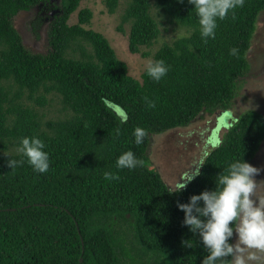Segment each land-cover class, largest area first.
<instances>
[{
  "label": "trees",
  "instance_id": "obj_1",
  "mask_svg": "<svg viewBox=\"0 0 264 264\" xmlns=\"http://www.w3.org/2000/svg\"><path fill=\"white\" fill-rule=\"evenodd\" d=\"M46 1L0 0V264H202L208 252L183 224L177 202L215 190L217 176L231 163H251L264 141V114L245 110L221 138L214 131L208 142L215 146L198 162L204 163L200 175L176 193L151 168V136L187 126L201 113L232 109L250 70L264 0H245L235 19L231 12L218 19L207 43L188 0H128L118 29L130 25L132 53L151 47L161 34L154 8L187 28V35L155 52L154 61L169 67L159 82L146 69L141 80L129 74L109 39L85 26L93 18L90 8L69 23L82 0H61L46 53L27 49L13 18ZM104 2L109 13L117 11L119 0ZM232 48L238 56L230 55ZM47 93L59 96L64 116L43 120L39 107L50 102ZM144 97L156 106L149 108ZM138 126L148 132L139 145ZM23 137L44 142L46 173L18 151ZM129 150L143 166L117 168L118 157ZM9 159L24 162L11 169ZM105 172L120 178L106 180Z\"/></svg>",
  "mask_w": 264,
  "mask_h": 264
},
{
  "label": "clouds",
  "instance_id": "obj_2",
  "mask_svg": "<svg viewBox=\"0 0 264 264\" xmlns=\"http://www.w3.org/2000/svg\"><path fill=\"white\" fill-rule=\"evenodd\" d=\"M188 2L195 6L201 36L207 43V38H215L217 20L226 19L230 12L235 19V10L243 7L245 0H188ZM238 52L237 48H232L230 55L238 56ZM146 71L154 81L159 82L166 76L169 67L163 60L149 61ZM144 100L149 108L156 106L154 100L148 97H144ZM219 111L218 109L215 112ZM234 115L236 116L233 117L229 112L225 122L236 119L237 114L234 113ZM119 131V129L116 130L117 135ZM134 136L135 143L139 145L144 142L148 132L138 126L134 129ZM44 148V142L38 137H23L18 151L28 158V163L36 171L46 173L50 163L49 155ZM23 162V160L9 159L7 163L8 167L15 169ZM143 163V160L136 158L129 150L118 157L116 166L120 169H135L143 166ZM203 165L202 162L170 193L185 189L188 182L200 175V168ZM259 172V168L245 160L231 163L217 176L215 190H205L198 195L194 194L188 203L177 202L178 208L185 213L183 224L190 226V230L202 238L203 246L208 252L202 264H218V262L219 264H248L249 261L259 258L257 253H264V199L255 198L257 188L255 176ZM104 177L109 181L120 178L119 175L110 172H105ZM234 232L238 239L235 243H230ZM182 243L185 247H192L189 241Z\"/></svg>",
  "mask_w": 264,
  "mask_h": 264
},
{
  "label": "rangeland",
  "instance_id": "obj_3",
  "mask_svg": "<svg viewBox=\"0 0 264 264\" xmlns=\"http://www.w3.org/2000/svg\"><path fill=\"white\" fill-rule=\"evenodd\" d=\"M127 1L119 0L117 11L111 14L108 12L104 0H82L78 10L71 15L69 23L74 24L78 21L80 9L90 8L93 11V18L91 23L85 26L102 32L109 39L119 58L127 63L129 74L141 80L148 62L154 61L155 52L164 43H171L174 39L187 35L188 31L186 27L172 23L158 9L154 8L153 13L159 21L161 34L151 47L143 46L141 52L132 53L129 49L128 37L130 25L125 24L123 32L118 29ZM55 2L58 3L61 0H55ZM34 12L35 10L20 11L14 17L13 22L21 32L20 35L24 39L27 49L34 53H46L49 46L45 38L47 24L41 25L39 35L33 34L29 22L34 17ZM146 51L149 52V55L143 54ZM248 59L250 70L244 78H241L242 87L239 89L232 108L237 115L248 109H256L264 114V10L258 17L257 30L252 40ZM46 95L51 100L44 108L39 107L43 120L64 116L65 112L61 108L59 96L55 93ZM27 102L34 103L35 101L28 100ZM34 104L36 105V103ZM117 111L120 115H124L120 107H117ZM208 119L211 121L210 125L215 122L213 116L207 117L203 113L187 126L169 129L162 134L151 136L149 145L151 168L157 170L171 187L183 182L197 168L205 151L212 148L206 146V135L210 134ZM251 164L260 169V172L255 176L257 182L255 198L261 200L264 199V141ZM237 239L238 236L234 233V243ZM257 256L259 257L257 260L249 261L248 264H264V253H257Z\"/></svg>",
  "mask_w": 264,
  "mask_h": 264
},
{
  "label": "flooded vegetation",
  "instance_id": "obj_4",
  "mask_svg": "<svg viewBox=\"0 0 264 264\" xmlns=\"http://www.w3.org/2000/svg\"><path fill=\"white\" fill-rule=\"evenodd\" d=\"M60 5L61 2L56 3L55 0H48L44 3L41 2L40 4L31 7L29 10H26L27 12H31L32 10L33 11L35 10L34 17L29 22L30 28L33 31V33L39 35V31H40L39 28L41 27V25H44L46 23L50 24V22L55 18V16L61 12ZM231 110L235 113V110L233 108ZM212 115L213 114L208 113L207 117H212ZM226 118L227 116H225V119ZM208 122H209L208 131H210V127H209L211 123L210 119H208ZM208 136L209 133L206 135L207 139ZM206 144H207L206 146H213L211 143L208 142V140H206Z\"/></svg>",
  "mask_w": 264,
  "mask_h": 264
},
{
  "label": "water",
  "instance_id": "obj_5",
  "mask_svg": "<svg viewBox=\"0 0 264 264\" xmlns=\"http://www.w3.org/2000/svg\"><path fill=\"white\" fill-rule=\"evenodd\" d=\"M25 11V10H24ZM27 12V11H26ZM47 24V30H46V32H45V38H46V40L48 41V28H49V23H46ZM16 28V27H15ZM17 29V28H16ZM17 31L19 32V33H21L18 29H17ZM33 32V31H32ZM34 34V33H33ZM22 37V36H21ZM22 41H23V43L25 42L24 41V39L22 38ZM232 113V116L233 117H235L236 115H234V113L231 111V110H220L219 112H215L214 114H213V117L215 118V122H214V124H211L210 125V134H209V138L210 139H214V134H213V132L214 131H216V133H217V137H220L221 138V136H222V133H221V131L223 130V132L225 131V130H227L230 126H231V120H229V121H227V122H225V116H226V114H228V113ZM203 113H201V114H199L198 115V117H200L201 115H202ZM197 118V117H196ZM195 118V119H196ZM222 121V122H221ZM220 125V126H219ZM219 126V128L217 129V127ZM175 128H180V127H175ZM172 129H174V128H172ZM164 133V132H163ZM162 134V133H161ZM155 135V134H154ZM154 135H152V136H154ZM158 135V134H157ZM212 139V140H213ZM215 141V140H214ZM253 161V160H252ZM252 161H251V163H252ZM250 163V164H251ZM162 177V176H161ZM164 180V179H163ZM165 181V180H164ZM166 183V182H165ZM181 183V182H180ZM179 183V184H180ZM167 185H168V187L169 188H173V189H175L176 188V186L177 185H179V184H176L174 187H171L168 183H166Z\"/></svg>",
  "mask_w": 264,
  "mask_h": 264
}]
</instances>
